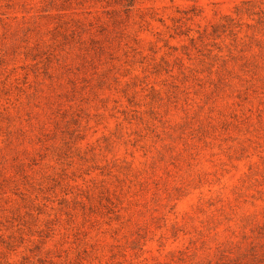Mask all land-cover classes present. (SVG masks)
I'll return each mask as SVG.
<instances>
[{
    "label": "rangeland",
    "instance_id": "1",
    "mask_svg": "<svg viewBox=\"0 0 264 264\" xmlns=\"http://www.w3.org/2000/svg\"><path fill=\"white\" fill-rule=\"evenodd\" d=\"M0 264H264V0H0Z\"/></svg>",
    "mask_w": 264,
    "mask_h": 264
}]
</instances>
